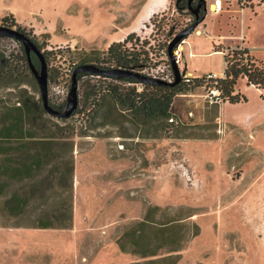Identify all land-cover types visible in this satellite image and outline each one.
<instances>
[{"label":"rangeland","instance_id":"rangeland-1","mask_svg":"<svg viewBox=\"0 0 264 264\" xmlns=\"http://www.w3.org/2000/svg\"><path fill=\"white\" fill-rule=\"evenodd\" d=\"M206 2V19L183 40L185 56L190 50L205 52L192 61L182 58L188 72H222L223 58L209 55L210 46H219L224 57L238 47L227 36L248 26L249 47L264 61V0ZM175 3L0 0V19L13 14L48 53L50 104L63 111L66 96L52 86L69 92L72 68L96 64L95 57L129 34L133 43L147 41L146 50L151 46L161 54L190 28L195 21ZM149 4L154 14L141 22ZM24 56L19 42L0 39V106L30 101L41 106L43 114L32 118L36 137L7 144H27L11 155L16 164L31 156L43 162L34 178L11 181L7 189L6 198L13 192L28 196L24 215H9L0 199V264H264V144L255 142L254 133L218 121L204 88L174 99L171 122L124 111L101 92L114 81L85 76L79 80L78 110L64 121L44 111ZM11 68L18 69L16 76ZM248 94L256 104V93ZM86 151L97 163L89 180L114 190L104 205L99 199L104 192L92 194L88 210L75 203L76 156ZM105 159L118 166L117 173L103 170ZM42 222L52 227L40 228Z\"/></svg>","mask_w":264,"mask_h":264},{"label":"trees","instance_id":"trees-1","mask_svg":"<svg viewBox=\"0 0 264 264\" xmlns=\"http://www.w3.org/2000/svg\"><path fill=\"white\" fill-rule=\"evenodd\" d=\"M0 23L9 27H16V29L26 34L25 29L18 23L13 14L0 19ZM134 37V34H129L122 42L112 43L106 52L94 58V62L105 69H138L145 66L150 61V58L154 54L155 56L158 55L159 52L151 46L146 50L147 45H149L147 41L140 46L137 43H133ZM31 40L42 52L43 48L35 40ZM129 44L132 46L128 47ZM162 50L168 54V46H165ZM215 52H222V49L217 46L215 47ZM47 54L43 53L46 62ZM24 59L28 63L26 54ZM223 59L225 64L223 78L207 80L206 75L199 78H185L183 76L180 83L166 86L140 84L137 81L128 79L117 80L116 78L101 77V79H111L116 83L106 85L101 92L105 91L110 94L115 103L124 111H130L135 116L145 119H156L159 117L170 119L173 102L178 95L188 94L195 89L211 86L217 87L221 92L222 103H245L247 98L237 91L241 80H246L248 86H254L256 89L261 90V97L264 99L263 61L255 59L248 49H242L239 46L224 55ZM37 63L39 66L38 59ZM75 69L72 68L68 74H73ZM17 73L18 69L11 68L10 74L12 76H16ZM183 74H185L184 71ZM48 76L50 77L49 71ZM85 76L91 75L81 74L79 75V80ZM123 84L129 86L124 87ZM137 85L143 86L140 92L138 88H135ZM37 114L42 115L43 111L36 102H24L19 106L4 103L0 106V157L7 155L3 160L0 159V199H5L4 210L13 217H20L26 213L29 207V198L27 195H21L18 192H13L6 198L7 189L10 187L11 181L22 183L34 178V170L40 167L43 160L31 156L30 161H20L16 164L15 158L11 155L25 148L27 144L12 145L7 144V142L35 138L36 134L33 130L32 118H35ZM39 227L48 229L52 227V224L42 222Z\"/></svg>","mask_w":264,"mask_h":264},{"label":"crops","instance_id":"crops-1","mask_svg":"<svg viewBox=\"0 0 264 264\" xmlns=\"http://www.w3.org/2000/svg\"><path fill=\"white\" fill-rule=\"evenodd\" d=\"M248 19V20H247ZM251 19L250 18H245V24H250ZM247 29H249V26L246 29H243L241 33H231L227 36V38H231L236 45H238L242 49H248L249 52L253 57L256 58L255 53L250 49L249 44L250 42L248 41L250 39V36L247 34ZM209 40H214L213 38L210 37ZM188 44V43H187ZM110 46V45H109ZM195 50L197 49V45H194ZM212 50L211 52L208 53L209 55H219L223 58L221 52H215L213 49V43L212 46H210ZM185 50L183 46V57L188 59L189 61L194 60L198 58L201 54H204V51H189L188 54L185 56ZM257 59V58H256ZM259 60V59H257ZM261 61V60H260ZM264 62V61H263ZM182 70L186 73V76L191 77V78H199L203 75L207 74H212V73H194V72H188L187 70V64L182 63ZM224 59H223V70L219 74H213L217 78H223L224 77ZM241 84V85H240ZM253 90L256 93L258 102L254 105L251 104L250 99H249V94L248 91ZM237 91L243 94L247 98V102L245 103H239V104H230L228 102H224L220 105H216L217 110H218V115H217V120L221 121V123L226 126V128H236L238 127L239 130H244L246 134H255V142L257 144H264V99L261 97L262 91L256 89L254 86H248L246 83V80H241V82L238 85ZM182 96H193L192 93L189 95H182ZM213 105V104H212ZM172 120V119H171ZM81 143V142H80ZM78 142V146L80 144ZM91 152L85 153V156L83 153H79L76 156V163H75V180H76V200L75 203L79 208L87 209L89 207V203L93 199V195L95 196L97 192L101 191L102 194L99 199L103 201V205L109 202L108 195L113 194L114 190H109V187H106L105 183H102L101 189L99 187H96L94 185V182L90 181L88 176L93 173L95 170L97 163L93 162L91 159ZM100 165V164H99ZM105 169H110L111 174L114 172L117 173L118 166H115L113 163L109 164V160L105 159V163L103 165V170ZM95 175L92 176L94 178ZM105 182V181H103ZM117 187V186H116ZM117 189V188H116ZM111 191V192H110ZM118 190H115L117 193ZM93 194V195H92ZM113 198L111 199V201ZM82 201L83 204L80 205V202ZM110 201V202H111ZM107 206V205H105ZM86 212V211H85ZM90 214V213H89Z\"/></svg>","mask_w":264,"mask_h":264},{"label":"water","instance_id":"water-1","mask_svg":"<svg viewBox=\"0 0 264 264\" xmlns=\"http://www.w3.org/2000/svg\"><path fill=\"white\" fill-rule=\"evenodd\" d=\"M201 5H205L203 15L200 18H197V20H195L194 24L190 28L175 36L171 43L168 45V56L170 58L172 70L175 77L173 83H168L160 79L144 76L137 72L136 69H105L98 66L97 64H82L76 67L72 74L71 86L66 97V104L63 111L61 109L54 108L50 104L48 66L45 57L38 46L24 32L9 26H0V39H13L23 46L29 68L34 75L40 89L44 111L51 117L65 120L71 118L79 107V75L81 74H89L96 77L116 78L117 80L128 79L137 81L140 84L148 85L173 86L180 83L183 79V73L181 72L180 67L175 61L173 50L177 45H179L181 42H183V40L191 35L195 28H197L206 19L208 12L206 0H201L199 6L201 7ZM33 54L39 61L38 67H36L32 61Z\"/></svg>","mask_w":264,"mask_h":264},{"label":"built area","instance_id":"built-area-1","mask_svg":"<svg viewBox=\"0 0 264 264\" xmlns=\"http://www.w3.org/2000/svg\"><path fill=\"white\" fill-rule=\"evenodd\" d=\"M184 42L185 41L181 42L173 50V56L175 58L176 63L180 67V69L182 68V58H183V47L182 46ZM170 43L171 42H169L168 45ZM161 56H164V57L160 58ZM136 71L144 76L155 78V79H160L168 83H173L175 80L170 58L168 54L165 52L158 54V56L157 55L152 56L150 58V61L145 66H142L136 69ZM181 72L183 73V70ZM183 76L185 78H191V77L186 76V73L183 74ZM215 78L217 77L213 74L206 75L207 80H214ZM52 89L57 95H65L66 97L68 95L67 89L65 90L64 87H61L58 84L53 85ZM204 89L206 91V95L204 96V98L210 104H216V105L222 104L223 101L220 98L221 92L217 89V87L211 86V87H205ZM141 90L142 89L138 88L139 92ZM172 121L173 120H171V122Z\"/></svg>","mask_w":264,"mask_h":264},{"label":"flooded vegetation","instance_id":"flooded-vegetation-1","mask_svg":"<svg viewBox=\"0 0 264 264\" xmlns=\"http://www.w3.org/2000/svg\"><path fill=\"white\" fill-rule=\"evenodd\" d=\"M201 0H176L175 6L186 16H190L189 22L197 20L203 15L205 5H200ZM32 61L38 67L37 57L33 54Z\"/></svg>","mask_w":264,"mask_h":264},{"label":"bare ground","instance_id":"bare-ground-1","mask_svg":"<svg viewBox=\"0 0 264 264\" xmlns=\"http://www.w3.org/2000/svg\"><path fill=\"white\" fill-rule=\"evenodd\" d=\"M154 5L153 4H149L146 6V8L143 11V16H142V20L141 22H146L149 21L152 17V15L154 14ZM142 24V23H141Z\"/></svg>","mask_w":264,"mask_h":264}]
</instances>
